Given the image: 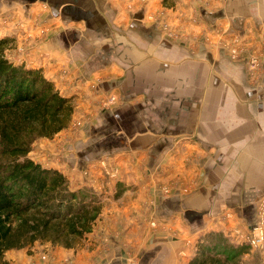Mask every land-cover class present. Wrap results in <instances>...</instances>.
Returning a JSON list of instances; mask_svg holds the SVG:
<instances>
[{"label":"crops","instance_id":"crops-1","mask_svg":"<svg viewBox=\"0 0 264 264\" xmlns=\"http://www.w3.org/2000/svg\"><path fill=\"white\" fill-rule=\"evenodd\" d=\"M258 27H264V0H0L9 60L41 69L72 97L67 128L73 126L77 183L74 167H96L106 153L118 158L113 163L124 183L119 204L101 202L87 252L58 248L40 260L35 253L10 257L9 250L3 260L185 264L193 242L211 226L209 214L230 209L248 223L253 203L243 194L260 189L254 175L264 164V121L244 118L241 125L240 110L226 107L244 72L224 59L217 41ZM109 227L125 234L106 239Z\"/></svg>","mask_w":264,"mask_h":264},{"label":"trees","instance_id":"trees-1","mask_svg":"<svg viewBox=\"0 0 264 264\" xmlns=\"http://www.w3.org/2000/svg\"><path fill=\"white\" fill-rule=\"evenodd\" d=\"M10 41L0 38V263L8 250L37 240L71 248L101 211L90 188L70 187L61 171L28 156L35 139L69 126L74 104L41 69L9 60ZM195 244L186 264H235L240 256L217 231Z\"/></svg>","mask_w":264,"mask_h":264},{"label":"rangeland","instance_id":"rangeland-1","mask_svg":"<svg viewBox=\"0 0 264 264\" xmlns=\"http://www.w3.org/2000/svg\"><path fill=\"white\" fill-rule=\"evenodd\" d=\"M161 28L165 29L168 33L167 24L161 23ZM251 31L252 35H250L251 32H249L248 35H240L232 32L227 33L217 41V45L221 48L220 51L224 54V59L238 62V64L243 67V69H241L244 72L243 78L239 80L238 84L234 85V89H232L234 99L229 101L228 98H226V107L240 110L241 125L245 124L242 122L244 118L249 119L251 122L256 120L264 121V27H258L256 30ZM172 37L174 39L178 38V36L175 35H172ZM5 54L8 58L7 50ZM223 92L227 94L226 97H228L229 92H231L230 86H223ZM236 93L238 94L237 100L235 99ZM106 106H108L107 100L98 102L99 108L104 109ZM252 112L256 114L255 117H253ZM258 123L259 122L256 121V125ZM72 128L73 126H71V128H66L64 131L55 134L51 138L41 137L35 139L31 144L28 156L43 167L65 170L67 172L66 176L69 178L70 187L90 188L99 203L103 201L106 204H112V202L116 201V203L119 204L117 198H119L120 195L119 190L124 189V183L119 180L120 170L117 164L115 165V163H117L116 159H118L116 156L115 159L112 155L109 156L108 153L101 155L99 158V160H101L99 163L101 162V164L97 163L96 167L90 166L89 164L81 169L74 167V171L80 176L79 183H77V177L74 176L73 172V165L70 164V147L73 142V137L71 136V134H73ZM74 131L76 132V130ZM240 151H242V149ZM243 151H247V149ZM257 152L262 154L263 149H258ZM114 159L115 163H113ZM225 159H227L226 156ZM241 165H243V163H241ZM236 166L237 165H234L233 167ZM255 169L256 173L254 176H256L255 178L258 181V187L260 189L255 191L250 190L249 193L246 191V193L243 194V200L252 201L253 203V214L248 223L247 221L238 220L235 213L230 209H224L219 213L208 215V222L211 226L206 232H220L231 249L240 252V256L233 262L235 264H264V164H257ZM252 175L250 171V177L254 178ZM247 178L248 175L245 174V180H247ZM232 181H234V179H232ZM162 188V191L167 193L168 188L164 186ZM135 189L136 185L131 182L129 190L134 191ZM256 225L262 227L263 240L260 245H253L250 241L253 231L252 228ZM91 229H95V226ZM106 230L108 231L106 232V239L114 234L115 231H119L120 236L125 234L124 229L115 230L109 227ZM119 235L116 236L118 240L120 238ZM88 236L90 237L92 235L86 233L84 238L74 241L71 248L53 244L49 241L37 240L31 246L11 249L6 255L11 257L13 254L15 255L17 253L16 255L24 257L35 253L39 259H42L47 256L49 252H55L58 248L68 249L69 252H71V250L73 252H87L89 248L93 247V243L91 239H88ZM193 243L188 259L195 251L196 242ZM107 247L110 250L112 249L110 242L109 244L107 243ZM44 253L45 256H43ZM10 257L4 259L3 263L0 264H7V259ZM188 259L185 261V264Z\"/></svg>","mask_w":264,"mask_h":264},{"label":"built area","instance_id":"built-area-1","mask_svg":"<svg viewBox=\"0 0 264 264\" xmlns=\"http://www.w3.org/2000/svg\"><path fill=\"white\" fill-rule=\"evenodd\" d=\"M15 64H24V62H20V63H15ZM25 65V64H24ZM26 66V65H25ZM252 236L250 238V241L253 245H260L262 243L263 240V235H262V227L261 226H254L252 228Z\"/></svg>","mask_w":264,"mask_h":264}]
</instances>
